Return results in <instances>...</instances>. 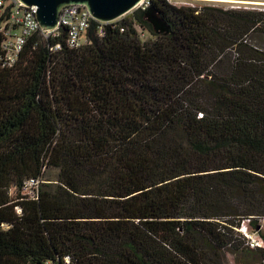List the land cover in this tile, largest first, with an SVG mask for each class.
<instances>
[{
    "label": "trees",
    "instance_id": "16d2710c",
    "mask_svg": "<svg viewBox=\"0 0 264 264\" xmlns=\"http://www.w3.org/2000/svg\"><path fill=\"white\" fill-rule=\"evenodd\" d=\"M88 38L0 64V264H264L234 230L264 217V10L150 0Z\"/></svg>",
    "mask_w": 264,
    "mask_h": 264
},
{
    "label": "built area",
    "instance_id": "2783aa9c",
    "mask_svg": "<svg viewBox=\"0 0 264 264\" xmlns=\"http://www.w3.org/2000/svg\"><path fill=\"white\" fill-rule=\"evenodd\" d=\"M168 1L172 3L171 0ZM173 1L185 3V0ZM149 2L150 0H141L134 9L144 10ZM36 10V6H24L18 0H0V35L2 36L0 64L2 67H12L14 65L27 39L35 33H39L43 39H47L48 37L60 35L61 30H64L66 46L71 49H77L89 42L88 31L92 22L98 21L92 17L84 5L69 4L60 9L55 28L42 30L36 18ZM125 15L122 17H125ZM98 22L106 24L111 21ZM135 28L139 38L144 39L147 36V32L141 27L135 26ZM121 30L123 29L121 28ZM97 33L102 35V25L98 26ZM60 48V44L57 43L52 46L51 50L57 51ZM38 183L39 181L36 179L27 180L23 186V193L30 198H35ZM236 229L242 234L245 244L249 248L264 247V240L257 236V232L247 230L244 225L238 226Z\"/></svg>",
    "mask_w": 264,
    "mask_h": 264
},
{
    "label": "water",
    "instance_id": "95a60500",
    "mask_svg": "<svg viewBox=\"0 0 264 264\" xmlns=\"http://www.w3.org/2000/svg\"><path fill=\"white\" fill-rule=\"evenodd\" d=\"M24 6L37 7L36 18L42 30L55 28L60 9L69 4L84 5L92 17L101 22L117 20L133 10L141 0H18ZM157 30L163 28L162 21L150 14Z\"/></svg>",
    "mask_w": 264,
    "mask_h": 264
},
{
    "label": "rangeland",
    "instance_id": "374dc122",
    "mask_svg": "<svg viewBox=\"0 0 264 264\" xmlns=\"http://www.w3.org/2000/svg\"><path fill=\"white\" fill-rule=\"evenodd\" d=\"M171 2L172 4L176 6H191V7H197V8L208 5V6H215V7H220L224 9L249 8V9L264 10V0H185V3L171 0ZM133 11H131V13ZM127 14H130V13H127ZM121 18H124V17H121ZM43 179L44 180L40 181L38 184H41L42 182L43 183H53L56 179V171L55 170L47 171ZM243 225L246 226L247 230L251 232H257L256 233L257 236L260 237L261 239H262V236H264V217L256 219V224L254 225H249L248 220L244 219L241 221L239 226H243ZM234 230L238 232L237 229H234ZM238 233L239 235L242 236L240 232ZM227 260H228V264H239L237 263V261H235L233 254L227 253Z\"/></svg>",
    "mask_w": 264,
    "mask_h": 264
}]
</instances>
